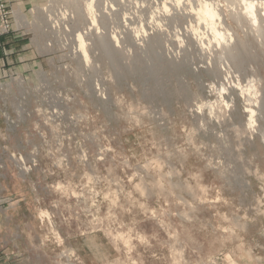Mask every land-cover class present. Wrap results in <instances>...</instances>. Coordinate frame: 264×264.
<instances>
[{"label": "rangeland", "instance_id": "1", "mask_svg": "<svg viewBox=\"0 0 264 264\" xmlns=\"http://www.w3.org/2000/svg\"><path fill=\"white\" fill-rule=\"evenodd\" d=\"M36 1L0 40V258L264 264V0Z\"/></svg>", "mask_w": 264, "mask_h": 264}, {"label": "crops", "instance_id": "2", "mask_svg": "<svg viewBox=\"0 0 264 264\" xmlns=\"http://www.w3.org/2000/svg\"><path fill=\"white\" fill-rule=\"evenodd\" d=\"M37 3H38V1H36V0H9V7L13 11L15 18H17L20 21L23 20V22L25 24H27V22L25 20L28 18V10L30 8H32V7H35L37 5ZM2 38L3 37H1L0 40ZM5 204H8L7 207L9 205H11V208L10 209H8L9 207L5 208ZM13 207H14V205L12 203L9 204L5 200H0V233L4 229L3 222H4V220H7L10 217L9 213L14 210V209H12ZM11 233H13V231H11ZM16 233H17L16 236L19 237L18 228L16 229ZM12 235L14 236V234H12ZM8 246H9V244H8ZM12 247L18 248V242L12 243ZM0 264H19V263H18V260L17 261H13V262H8L6 260V262H5L3 258H0Z\"/></svg>", "mask_w": 264, "mask_h": 264}, {"label": "bare ground", "instance_id": "3", "mask_svg": "<svg viewBox=\"0 0 264 264\" xmlns=\"http://www.w3.org/2000/svg\"><path fill=\"white\" fill-rule=\"evenodd\" d=\"M250 3V2H249ZM88 4V3H87ZM92 6V3L90 4ZM90 5H87V7L92 9ZM246 14L250 16V18L256 22V14L254 10V5L246 3ZM87 9V10H89ZM90 9V10H91ZM93 10V9H92ZM200 17L204 20L207 21L209 24H213L212 21L216 16V13L210 8L208 4H204L202 10L200 11ZM93 25V24H92Z\"/></svg>", "mask_w": 264, "mask_h": 264}, {"label": "built area", "instance_id": "4", "mask_svg": "<svg viewBox=\"0 0 264 264\" xmlns=\"http://www.w3.org/2000/svg\"><path fill=\"white\" fill-rule=\"evenodd\" d=\"M9 0H0V38L10 31V11L8 9Z\"/></svg>", "mask_w": 264, "mask_h": 264}, {"label": "clouds", "instance_id": "5", "mask_svg": "<svg viewBox=\"0 0 264 264\" xmlns=\"http://www.w3.org/2000/svg\"><path fill=\"white\" fill-rule=\"evenodd\" d=\"M78 251L79 249H77V252L73 254L74 256H77V259L73 261V264H84V260L79 255H77Z\"/></svg>", "mask_w": 264, "mask_h": 264}]
</instances>
